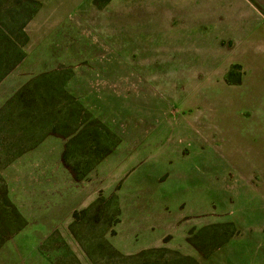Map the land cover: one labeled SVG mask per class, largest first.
Returning a JSON list of instances; mask_svg holds the SVG:
<instances>
[{
  "label": "rangeland",
  "instance_id": "1",
  "mask_svg": "<svg viewBox=\"0 0 264 264\" xmlns=\"http://www.w3.org/2000/svg\"><path fill=\"white\" fill-rule=\"evenodd\" d=\"M76 1L34 45L41 4L0 0V264H158L160 253L127 260L114 245L138 213L159 228L191 215L176 228L195 224L200 260L233 238L264 256V18L241 0ZM49 137L98 190L57 230L31 216L26 178L14 176L30 216L9 203L5 175Z\"/></svg>",
  "mask_w": 264,
  "mask_h": 264
},
{
  "label": "crops",
  "instance_id": "2",
  "mask_svg": "<svg viewBox=\"0 0 264 264\" xmlns=\"http://www.w3.org/2000/svg\"><path fill=\"white\" fill-rule=\"evenodd\" d=\"M37 1L40 2L41 8L35 14L28 31L29 40L34 45L36 41H40L41 43L54 28L64 23L71 16L74 7H77L79 4V2H74V0ZM226 1L232 2L234 0ZM241 1L245 2L249 9L252 10L249 13L251 19L264 18L262 15V13L264 14V0ZM239 14L238 17L240 18L242 13L239 12ZM261 22L262 20L259 21V23ZM54 144L57 145V149ZM66 144L67 141L63 139L49 137L34 149L17 158L5 170L9 191L8 196L12 203L27 219V215L29 214L25 212L27 208L23 204L26 199L19 198L16 192L20 189L22 190V188L24 190L29 188L26 184L23 185L24 182L21 180L26 178L24 180L25 182H29L28 184L31 185L33 193V212L31 216L39 225L44 226L47 223L55 225L56 228L53 227V230L59 229L60 225L69 226L73 220L75 211L88 208L98 199V190L93 188L90 195L88 189H86L88 185L84 183L83 189L81 184L74 179L72 173L65 166L63 158ZM14 176H20L21 179L15 180ZM187 215L189 214L175 213L172 217L171 225L168 226L167 224L163 228H159L160 224L158 227L153 226L157 224L147 213L132 215L130 221L135 227H132L127 236L128 243L123 244L115 239L114 245L122 253L128 255L138 254L148 249L167 247L198 259V251L188 242L190 232L196 229L195 224L188 223L186 227H182L179 230L176 228L180 220ZM123 223L124 214H122V221L119 224L120 229L118 228L115 238H120L126 232L122 226ZM142 223H144V226H142ZM175 231L176 233L174 234ZM168 235L174 236V239L166 242L165 238ZM181 241L184 244L181 245ZM244 241H238L233 238L223 244L208 258L202 257L201 260H198L201 264H264V256L260 255L259 247L252 241Z\"/></svg>",
  "mask_w": 264,
  "mask_h": 264
},
{
  "label": "trees",
  "instance_id": "3",
  "mask_svg": "<svg viewBox=\"0 0 264 264\" xmlns=\"http://www.w3.org/2000/svg\"><path fill=\"white\" fill-rule=\"evenodd\" d=\"M31 3L37 5V8L35 9V11L33 12V14H35L40 6V3L37 1V0H30ZM32 14V15H33ZM37 146L39 145L36 144ZM36 147V146H35ZM33 149V148H32ZM25 153V152H24ZM64 160V158H63ZM7 197H8V200H9V203L12 205V206H15L12 201L10 200L9 196H8V193H7ZM97 203V202H96ZM95 203V204H96ZM94 204V205H95ZM97 205V204H96ZM16 207V206H15ZM91 207V206H90ZM89 207V208H90ZM88 209V208H87ZM86 210V209H84ZM84 210H81V211H84ZM80 211H76L74 213V220H77V217L79 216V213ZM191 243V242H190ZM196 248V246H194ZM114 250V249H113ZM154 253H160L161 256H159V259L161 260L158 264H170V261H173V264H184V263H190V264H201L199 263L198 261H196L194 258H191V257H188V256H184L182 255L181 253H179V251H176V250H170V249H166L165 247H159V248H153V249H148V250H144L138 254H135V255H131V256H128V257H125L127 260H136V259H147V257L153 255ZM113 254H115L117 257H122V254H120L118 251L114 250L113 251ZM165 254H168V256H174L173 258H169V259H166L164 260V255ZM144 264H149V262H145Z\"/></svg>",
  "mask_w": 264,
  "mask_h": 264
}]
</instances>
